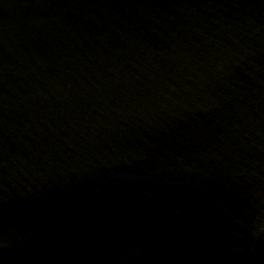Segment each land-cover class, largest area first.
I'll return each instance as SVG.
<instances>
[{"label": "water", "instance_id": "obj_1", "mask_svg": "<svg viewBox=\"0 0 264 264\" xmlns=\"http://www.w3.org/2000/svg\"><path fill=\"white\" fill-rule=\"evenodd\" d=\"M0 264H264V0H0Z\"/></svg>", "mask_w": 264, "mask_h": 264}]
</instances>
